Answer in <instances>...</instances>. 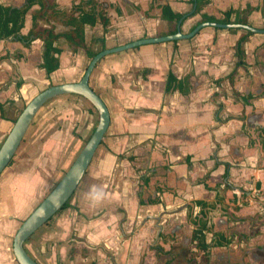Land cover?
<instances>
[{"label": "crops", "instance_id": "obj_1", "mask_svg": "<svg viewBox=\"0 0 264 264\" xmlns=\"http://www.w3.org/2000/svg\"><path fill=\"white\" fill-rule=\"evenodd\" d=\"M163 8L181 15L183 33L226 15L264 27V0H201L196 11L195 0H0L1 19L12 18L0 22V144L36 88L83 73L90 57L66 33L80 26L94 52L170 34ZM46 30L56 35L50 72ZM88 84L107 108V128L66 206L25 240L29 256L37 264H264V34L206 26L189 39L110 53ZM52 107H64L75 135L66 144L49 132L39 157L15 161L23 136L0 173V264H17L11 239L44 196L39 171L73 160L97 122L86 100L66 94L31 123ZM30 159L34 169H23Z\"/></svg>", "mask_w": 264, "mask_h": 264}, {"label": "water", "instance_id": "obj_2", "mask_svg": "<svg viewBox=\"0 0 264 264\" xmlns=\"http://www.w3.org/2000/svg\"><path fill=\"white\" fill-rule=\"evenodd\" d=\"M180 21L181 19L177 20L174 33L141 38L119 46L103 48L95 52L89 58L83 73L77 81L49 85L41 89L34 94L19 111L0 144V173L11 161L35 114L48 100L56 96L66 94L80 96L96 111L97 122L92 132L59 179L17 226L11 239V252L17 264H37V262H35V260L25 251V240L30 237L41 225L47 222L62 208L64 203L69 200L85 169L87 168L96 147L105 133L109 121L107 108L101 98L90 88L88 84L89 74L95 63L100 58L107 54L123 51L142 44L189 39L201 28L206 26L220 29H241L251 33L264 34V27L256 28L249 24H242L239 22L219 23L212 21L199 22L191 30L183 33L179 28Z\"/></svg>", "mask_w": 264, "mask_h": 264}, {"label": "rangeland", "instance_id": "obj_3", "mask_svg": "<svg viewBox=\"0 0 264 264\" xmlns=\"http://www.w3.org/2000/svg\"><path fill=\"white\" fill-rule=\"evenodd\" d=\"M43 87H45V86L42 85L39 88H36L34 91V94H36L38 91L43 89ZM48 105L49 104H46L45 107H43V109H45ZM22 106H20L18 108V111L22 108ZM66 117H67V115L65 113L64 107H62V108L52 107L51 109H48L47 113H45V112L42 113V115L40 116V118H41L40 120H39V116H38V119L36 120V122L31 123L30 126L28 127V129L26 130V132L24 134V138L22 140L23 141L22 145H21V147H19V150H17V152L14 156L15 161L18 160V156L22 153H25V155H27L28 157H32V158L39 157L40 146H39L38 142L40 139H44L45 135H49V132H54L53 134H62L61 139L66 140L67 141L66 144H67L69 142L68 141L69 138L73 137L75 135V133L70 130V127H67V125L64 124V121H66ZM83 143H84V141H83ZM66 144L64 145V149L66 148ZM26 145H28V147L25 149ZM59 156L61 159L63 157L62 153L60 155H58V157ZM28 157L22 156V158H26V159ZM70 158L71 159H69V157L67 158L66 156L64 158H62V161L59 164L60 167H57V170L47 168V169H44V171H39V176H40L39 179L40 180H39V185H37V189L41 195H45V193L51 188V186H53L55 184V182L59 179V177L62 175V173L67 168L70 161L72 160V157H70ZM25 162L28 165H25L23 167V169H34L33 166H34L35 162H33V160L30 159V160H27ZM35 202H37V201H35ZM31 209H33L32 206H31V208H28L26 210L25 214H27ZM24 215H22L21 218H23Z\"/></svg>", "mask_w": 264, "mask_h": 264}, {"label": "trees", "instance_id": "obj_4", "mask_svg": "<svg viewBox=\"0 0 264 264\" xmlns=\"http://www.w3.org/2000/svg\"><path fill=\"white\" fill-rule=\"evenodd\" d=\"M192 1L193 0H191V2ZM200 1L201 0H195V9H194V11H196L197 6L200 3ZM161 15H162V18L169 24V28L170 29H169L168 33H174V31H175V22L177 21V19L181 15L173 14L167 8H163ZM6 16L7 17H5V19H1L2 15H0V22L1 21L7 22L9 20H12L11 14H9V15L6 14ZM205 19L206 18L203 17L200 21L205 20ZM218 22H220V23L239 22V23H242V24L246 23L244 18L235 17L233 20H229L227 18V15L223 19L218 20ZM0 24H2V23H0ZM10 30H7L6 33L10 32ZM229 30H235V29H229ZM242 31L244 32V34H249L250 33V32L245 31V30H242ZM49 33H50V30L49 31L48 30L45 31V35L47 36L46 37L47 40L44 42V52H43V55H44L43 64H44L46 72L52 71L57 66L53 56L49 55V51L50 50H54L51 47V41L56 37V35H50ZM65 39L71 46L83 48L85 50V52L87 53L88 57H91L95 53L94 51H90L85 46V44L83 43V37H82V34H81V27L80 26L74 27L70 32L66 33L65 34ZM242 41H243V38L241 37L235 43V53H236L237 56H240L241 53H242V51L240 50V44H241ZM67 203H68V200L64 203L62 208L64 206H66Z\"/></svg>", "mask_w": 264, "mask_h": 264}]
</instances>
